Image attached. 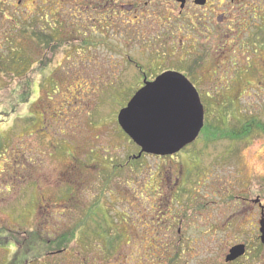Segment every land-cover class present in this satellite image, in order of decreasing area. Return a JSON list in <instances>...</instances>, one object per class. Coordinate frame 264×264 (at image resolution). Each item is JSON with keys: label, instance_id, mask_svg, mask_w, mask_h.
I'll return each mask as SVG.
<instances>
[{"label": "rangeland", "instance_id": "1", "mask_svg": "<svg viewBox=\"0 0 264 264\" xmlns=\"http://www.w3.org/2000/svg\"><path fill=\"white\" fill-rule=\"evenodd\" d=\"M5 1L12 4L6 13L13 24L5 18V26H0V60L8 52L19 55L16 50H20V58L31 65L20 71L21 76H10L0 61V264H141L136 242L137 203L142 198L148 199L150 213L166 212L171 219L177 213V221L182 215L178 264L189 249L194 255L198 251L204 263L225 264L224 255L236 241L248 244L237 264L264 263V247L254 228L259 209L251 201L257 197L264 206V132L256 130L231 142L221 138L228 134L215 131L217 138L211 135L205 142L203 135L198 136L172 157L142 155L129 161L139 148L116 119L133 95L126 86L132 82V71L125 54H138L137 47L112 37L110 28H98L92 0H22L19 5L17 0ZM258 7L251 26L255 34L258 27L264 28V0ZM42 10L43 16L51 14V34L54 28L58 31L44 45L35 34L39 31L33 27L35 21L30 20L33 14L45 23L38 14ZM259 35L262 40L263 33ZM44 37L45 41L48 36ZM220 46L221 41L215 42L206 63L215 73L195 76L207 128L229 131L249 118L264 123V51L254 54L247 39L244 55L236 51L228 59ZM247 56L260 66L261 75L238 74ZM226 81L232 83L220 89ZM214 86L219 91H208ZM120 164L121 169L110 167ZM181 173L178 180L186 193L178 194L177 202L170 201L173 182ZM186 181L190 183L183 186ZM160 186L168 193L162 202ZM65 198L79 199L78 204L84 205L81 209L71 205V211L62 212L56 204ZM94 203L98 204L85 212V206ZM39 204L47 205L54 215L51 220H41L46 211ZM129 213L133 217L127 218ZM189 213L193 215L185 218ZM208 218L219 221L213 232H208L212 231ZM73 228L77 233L69 248L58 251V236ZM148 233L146 247L153 254L156 235ZM174 234L171 231L173 244ZM127 236L134 239L132 249ZM174 253L171 242L170 250L166 245L162 260L155 264H174Z\"/></svg>", "mask_w": 264, "mask_h": 264}, {"label": "flooded vegetation", "instance_id": "2", "mask_svg": "<svg viewBox=\"0 0 264 264\" xmlns=\"http://www.w3.org/2000/svg\"><path fill=\"white\" fill-rule=\"evenodd\" d=\"M21 1L17 0V5ZM261 2L263 0H92L90 4H92L93 11L96 13V17H93V20L97 23L99 29L107 30L110 28L112 37L117 38L118 36L119 38L117 39H122L126 44L137 47L138 54H125L126 63L130 66V71H132L130 74L132 82L126 86L134 94L145 86L147 82L153 81L157 76L168 71L182 74L189 80L196 91L201 93L195 76L206 77L215 73L213 68L206 67L210 56L213 55L215 42H222V46L219 49L228 59L235 56L236 51L239 52L241 57L244 55L242 47H244V41H247V39L252 44L254 54L259 55L264 51V36L260 40V35L258 36V34L263 33L264 35V28L258 27L255 34L254 28L251 26L254 25L252 20H257L256 11L260 10L258 6ZM90 4H86V7L91 8ZM42 5L46 6L47 4L44 2ZM15 7L14 9H16ZM43 13L44 11L42 10L38 14H40V18L44 19L43 22L45 23L38 22L39 19L35 20L32 16L33 14L30 20H33L32 22L35 21L33 27L35 30H39L35 34L44 38V35L48 36L51 34L49 29L50 22L48 21V17L51 14L43 16L41 15ZM57 23L58 21L55 24ZM252 62L253 59L247 56L237 69L238 74L241 72H253L261 75L260 66ZM223 71L226 73L228 70L225 69ZM231 83V81L228 83L226 81L227 85L220 86V89H225L226 86L229 87ZM215 90L219 91L217 86L209 87L208 89V91ZM181 175L182 173L173 182V188L168 199L170 201L175 200L177 202V195H181L182 192L186 193V187H180L178 180L181 179ZM189 183V181H186L182 185ZM163 189L166 188L160 186V192H158L159 201L161 202L165 200L168 194ZM68 190L69 188H66L67 192ZM70 193L69 191L68 194ZM64 200L66 201L56 204V206L62 207V212L71 211V205L74 209H81L84 205L83 203L78 204L79 199L65 198ZM142 200L144 201L141 202L139 200L137 203L139 205L137 214L140 218V228L137 231L139 242H136L137 248L141 251V256L139 257V259L141 258V264L146 262L150 264V258L153 259L152 264H155V260L157 262L162 260V251L166 248V245L168 250H170L171 242L172 247H175L174 264H178L177 259L180 258V253L177 251V232L178 234L181 233L182 215L177 221V213L172 216V219L171 215L167 216L166 212L150 213L151 206L149 201H147L148 199L142 198ZM145 201L147 202L144 203ZM251 201L259 209L258 217L256 216L254 220V228L258 231L260 245L264 247L260 240V224L264 217V206L257 197L251 199ZM37 203V201L34 203L36 210H38ZM77 204L78 206H76ZM97 204L86 205L85 212ZM39 205L41 211L42 209L46 211V213L40 214L42 216L41 220H51L54 215L50 214L45 208L47 205ZM154 206L156 205L154 204ZM192 215V213H189L184 217L189 218ZM86 216H88L87 213ZM128 217H133L132 213H129ZM153 218H156V220ZM235 219L238 218L235 217ZM207 222L208 229L212 230L208 232H213L219 221L216 218H208ZM144 223H147V227L143 225ZM190 226L193 230L197 229L195 224ZM171 231H175L173 236L174 244L171 239ZM148 232L156 235L153 242L157 252H152L155 255L149 254V247H146L147 239L150 237ZM143 234H145V237H143ZM115 239H119V237L116 236ZM112 241H114V238L110 240V247L107 246L108 243L106 245L109 250L113 249ZM127 241L126 244L132 249L134 243L132 236H127ZM240 245L243 246V253L233 260L227 261L226 257L229 255L230 249ZM247 247L248 244L241 241L231 244L224 255V263L237 264V261L245 255ZM192 250H184L186 254L184 259H182V264H211L202 262L203 259L200 261L197 255L198 251L194 255ZM132 257L130 258L132 259Z\"/></svg>", "mask_w": 264, "mask_h": 264}, {"label": "water", "instance_id": "3", "mask_svg": "<svg viewBox=\"0 0 264 264\" xmlns=\"http://www.w3.org/2000/svg\"><path fill=\"white\" fill-rule=\"evenodd\" d=\"M117 123L143 153L168 156L198 137L204 125V107L193 85L182 74L164 72L147 82L117 113ZM264 245V217L260 224ZM243 253V246L230 249L226 260Z\"/></svg>", "mask_w": 264, "mask_h": 264}, {"label": "trees", "instance_id": "4", "mask_svg": "<svg viewBox=\"0 0 264 264\" xmlns=\"http://www.w3.org/2000/svg\"><path fill=\"white\" fill-rule=\"evenodd\" d=\"M12 4H10V2H7L5 0H0V26H5V18L9 19L10 22H12L11 20H13L12 18H8L7 17V13L10 9ZM15 7V6H14ZM6 16V17H5ZM15 21V20H14ZM8 23V22H7ZM13 24V22H12ZM11 24V25H12ZM18 26V23L15 21V27ZM14 27V26H13ZM14 27V28H15ZM58 31L54 28L53 29V33L52 34H49L48 35V38L44 41L42 39H45V37L43 38L42 36H40L38 39L41 43H45L47 40L51 39L54 37V35H57ZM6 34V32H4L3 36ZM6 39L8 42L10 39V37L6 36ZM50 41V40H49ZM10 45H12V41L10 40ZM18 53H20L19 55L18 54H11L8 52V54L6 55V59H2L0 60L1 62H4L3 65L6 66V68H4L6 70V72L10 75V76H21L22 75V72L20 71H25L28 67H30L31 63L30 61L27 59V58H20L22 57L21 55V51L20 50H16ZM20 51V52H19ZM18 58V61L19 62V65H17V62H16V58ZM20 63L22 64V66H20ZM207 118V116H206ZM240 126L237 127V128H234V129H231L228 131V129L226 131L223 132V130H220L222 128L220 127H214L213 128H207V122L204 124L201 132H200V136H204V139L205 142H208L212 139L211 135L214 137V138H217L216 135H214L213 133L216 131L218 133H220L221 135H225V134H228L226 136H221V138H226L228 139L229 141L233 142L235 141V139H237L238 137H248L251 132L253 131H260V132H264V123L262 122H259V120L257 119H254V118H249V119H246V121H244L243 123L240 122ZM206 133V135H204L203 133ZM208 132V133H207ZM244 135V136H243ZM132 142V141H131ZM133 143V142H132ZM134 144V143H133ZM135 145V144H134ZM139 158H129V161H132V162H135L136 160H138ZM129 163V162H128ZM112 167L113 169L117 168V169H121L123 167V165H117V166H110ZM66 190V189H65ZM71 192V189L69 188L68 192ZM65 194H67V192L65 191ZM77 232H76V229H71V230H68V231H65L63 233H61L59 236H58V239H59V242L57 243L58 244V248L61 249V248H66L68 249L69 248V241L72 240L76 235ZM56 243L53 242V244L51 245H55Z\"/></svg>", "mask_w": 264, "mask_h": 264}]
</instances>
